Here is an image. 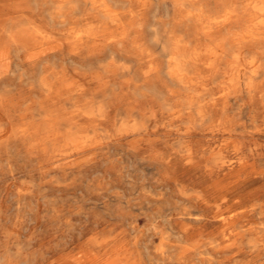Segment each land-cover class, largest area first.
<instances>
[{
	"label": "clouds",
	"instance_id": "1",
	"mask_svg": "<svg viewBox=\"0 0 264 264\" xmlns=\"http://www.w3.org/2000/svg\"><path fill=\"white\" fill-rule=\"evenodd\" d=\"M0 171V264H264V0H0Z\"/></svg>",
	"mask_w": 264,
	"mask_h": 264
},
{
	"label": "rangeland",
	"instance_id": "2",
	"mask_svg": "<svg viewBox=\"0 0 264 264\" xmlns=\"http://www.w3.org/2000/svg\"><path fill=\"white\" fill-rule=\"evenodd\" d=\"M134 165H135V160L134 159H130L129 163H125V162L120 161V160L113 161V160H109L108 157H104L102 159L101 164L99 165L100 166L99 168H100L101 172L100 171L98 172V174L96 175L95 179H93V177L88 174V171H85L84 173H82V176L84 177L86 182L88 180H92L93 186H95L97 183H99V181L102 178L106 179L108 173H110L114 169L128 168V167L134 166ZM4 175L5 174L2 171H0V230H2L4 227H6L10 220H14L15 219L14 215L13 216H9L8 215V207H9L8 200L11 198V189L6 185V182L3 179ZM117 182H118V180H117ZM106 194H107V192H106ZM89 198L91 199V194H90ZM103 198H104V196L97 197L96 200L94 201V203L95 204H102L106 208L108 206V202H107V200L105 198L104 199ZM25 204H27V201H25ZM71 208H72L71 204H66L65 205V211H70ZM49 211H50V209H49ZM90 214L95 216V217H99L97 222H102L103 214L101 212L97 211L96 208L93 207ZM44 223L47 226H49V227L51 225V222L48 221L47 219H45ZM0 239H3L2 235H0Z\"/></svg>",
	"mask_w": 264,
	"mask_h": 264
},
{
	"label": "bare ground",
	"instance_id": "3",
	"mask_svg": "<svg viewBox=\"0 0 264 264\" xmlns=\"http://www.w3.org/2000/svg\"><path fill=\"white\" fill-rule=\"evenodd\" d=\"M102 165H103V164H102ZM107 166H108V165H107ZM99 167H100V166H99ZM101 168H102V167H101ZM112 168H113V167H112ZM110 170H111V169H110ZM100 172H101V171H100ZM102 173H103V172H102ZM99 175H100V174H99ZM86 179H87V178H86ZM87 180H88V179H87ZM117 180H118V179H117ZM8 193H9V192H8ZM8 193H7V194H8ZM103 199H104V198H103ZM66 208H67V207H66ZM94 208H95V207H94Z\"/></svg>",
	"mask_w": 264,
	"mask_h": 264
}]
</instances>
